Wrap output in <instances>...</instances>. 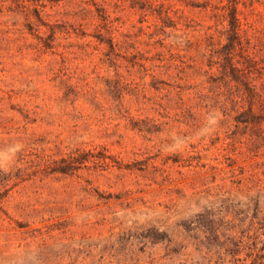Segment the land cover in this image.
<instances>
[{"label": "rangeland", "instance_id": "374dc122", "mask_svg": "<svg viewBox=\"0 0 264 264\" xmlns=\"http://www.w3.org/2000/svg\"><path fill=\"white\" fill-rule=\"evenodd\" d=\"M0 264H264V0H0Z\"/></svg>", "mask_w": 264, "mask_h": 264}]
</instances>
